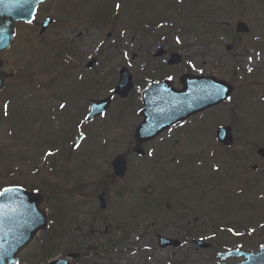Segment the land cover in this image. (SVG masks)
<instances>
[{
	"label": "rangeland",
	"instance_id": "rangeland-1",
	"mask_svg": "<svg viewBox=\"0 0 264 264\" xmlns=\"http://www.w3.org/2000/svg\"><path fill=\"white\" fill-rule=\"evenodd\" d=\"M82 1L53 0L39 7L36 22L19 23L11 49L0 53L5 61L1 69L16 73L0 91V183L3 179H10L13 183L41 187L47 196L44 205L48 213L58 209L59 219L64 218L61 223H53L59 227L51 228L52 233L55 230L60 232L61 224L63 226L58 238L60 244L51 254L45 252L51 236L48 231L26 250L20 264H47L55 257H65L70 254L67 249L71 242L72 249H76L78 244L83 248L73 257L71 264H83L84 261L85 264H219L212 250L197 252L191 244L192 238L177 250L160 247L155 230L172 237L180 231V226L183 228L188 224V227L189 220L196 225L195 234L200 233L199 229H202L200 235L204 239L215 233L222 234L226 236L223 242L228 243L235 241L227 234L228 226L242 232L244 226L259 221L257 217L252 219L256 208L250 205L253 201L260 203L257 194L264 193V160L254 153L250 142L252 145H264V103L260 101L264 100V49L255 48L256 39H264V16L260 12L264 10V4L255 6L252 0ZM117 3L121 4L119 11L115 8ZM222 6L225 10L220 9ZM47 14L53 22L44 33H40L41 23ZM160 18L163 23L157 37L153 32L143 31ZM238 21L247 22L250 32L239 35V42L235 44L231 39H234V27ZM217 24L226 25L220 27H228V32L220 28L218 34H204L205 28L214 31ZM177 37L181 41L179 44ZM228 43L235 44L234 51H226ZM159 45L170 48L172 52H180L185 61H192L194 73L198 74L197 69H203V74L230 82L234 86L233 99L221 110L193 118L190 129H186L191 130L190 134L177 137L178 142L173 147L169 144L165 148L157 147L156 152L164 150L161 151L162 165L159 167L162 171L156 178L148 179L145 174L140 176L146 165L156 163L154 154L143 160L131 155L127 177L115 186H108L110 197L107 195V206L100 209L96 189L99 184L105 188L113 180V158L133 146L134 128L139 123L136 108L115 101L105 118L96 120L95 125L82 126H86L89 137L77 149L71 147L79 134L75 125L79 118L83 120L89 99H99L110 93L121 63L132 61L136 78L140 72L137 65L148 59L150 52L152 54ZM135 54L137 57L133 58ZM91 58H95L96 63L88 69L86 66ZM236 62L241 64V69L251 67L252 75L242 78L240 72L235 76L233 65ZM171 68L177 76L185 69V63ZM164 69L166 71L168 67ZM9 102V113L5 117L4 104ZM61 103L67 107L60 109ZM32 110H36L34 117ZM232 122L233 148L239 157L234 159L231 152L227 154L225 164L234 162L232 173H227L228 165L219 166L221 152L213 146V138L218 124L231 125ZM49 151L53 155L46 156ZM174 155L181 159L180 170L172 171L176 168L170 161ZM214 164L216 166L213 167ZM255 164L259 169L254 173L252 166ZM217 165L218 170L215 169ZM189 171L197 175L200 182L190 184L188 181V187L180 183L175 185L178 183L176 178ZM174 172L176 175H171ZM212 172H216L214 177H210ZM166 175L170 179L165 178ZM208 177L212 183L206 197L202 196L205 200L188 198L190 193H199L196 188L205 186ZM167 182L174 185L181 197H185L192 210L186 211L181 206L174 208L172 203L163 202V209L157 206L154 216L138 214L140 217L135 219L124 217L132 212L125 204H120V194L125 193L121 200L125 202L126 199L131 205L142 207L140 212H143L149 208V202L155 201L154 197L160 200L161 196L168 195L167 189L161 192ZM249 182L252 189L247 195L235 193L241 185ZM146 183H151L153 197L146 195L149 192ZM223 194L234 196V206L227 213H224L225 208L217 210L211 203L214 199H223ZM203 205L206 207L202 208ZM211 210L215 211L213 219L204 212ZM255 213L264 217L261 208ZM126 220L130 235L121 247L107 253L100 250L99 259L93 258L94 252H85V247H103L109 240H118L121 236L118 225L125 224ZM136 223L140 226L135 228ZM220 230L224 233L218 232ZM132 249L140 251L129 254L128 250Z\"/></svg>",
	"mask_w": 264,
	"mask_h": 264
},
{
	"label": "water",
	"instance_id": "water-1",
	"mask_svg": "<svg viewBox=\"0 0 264 264\" xmlns=\"http://www.w3.org/2000/svg\"><path fill=\"white\" fill-rule=\"evenodd\" d=\"M44 0H3L0 2V50H5L10 46V42L14 36L15 21L24 20L30 21L33 12L39 2ZM32 4V5H31ZM44 26L43 30L45 29ZM237 31H247L246 24H239ZM7 75L0 72V89L4 86V80ZM192 88L190 94L194 97L193 107H208L219 102L220 93L212 88L199 89V80H191ZM130 88L129 79L122 78L116 92L125 97ZM218 98V99H217ZM109 104V99L105 102V106ZM163 102H159L154 91H149L146 94V121L137 130V133L142 135L144 132L156 127L155 131H160L166 125V119L157 120V116L163 110ZM104 105L93 104L92 115L101 113ZM100 108V109H99ZM229 130L220 128L218 137L221 140L230 139ZM260 154H264V150H259ZM121 158H116L114 167L116 173L120 175L124 173V162ZM44 196L26 192L22 189H15L12 192L6 193L0 198V206L10 203L7 208L11 210V214H6L4 211L0 214V264H17L21 252L33 241L38 234V231H46L47 216L45 210L42 209ZM17 202L19 204H16ZM16 209L18 211L16 212ZM162 247L168 245H176V240H168L160 237ZM50 264H67L66 261L56 260Z\"/></svg>",
	"mask_w": 264,
	"mask_h": 264
},
{
	"label": "flooded vegetation",
	"instance_id": "flooded-vegetation-1",
	"mask_svg": "<svg viewBox=\"0 0 264 264\" xmlns=\"http://www.w3.org/2000/svg\"><path fill=\"white\" fill-rule=\"evenodd\" d=\"M166 55H167V53H166ZM179 80H180L179 79V76H177V79L175 81H173V84L175 82L176 83L178 82L177 85L174 84L175 87H179L180 86V81ZM189 121L190 120H187V123ZM184 126H185V124L184 125H181V127L175 132L176 138L173 139V142H175V143L178 142L177 137H179V136H182L184 134L188 135V131L185 130ZM152 142L153 141H146V142L142 143V146H148ZM135 144H136V142L134 140L133 146ZM220 148H221L222 151H224L227 154L231 152V155H233V153H234L233 146H231V147L220 146ZM112 178H113V180L111 181L112 183L117 181V179H115L114 177H112ZM107 232H108V230H107ZM260 238H264V235H242V236H235L232 239V240H235V241H234V244L231 246V248H238V249L243 250V251H246V252H249V251L257 252L258 249H259V247H261L263 245L262 242L264 243V239H262L259 242H257V240H259ZM210 247H211V245H210ZM243 259H244L243 257H240L238 259H231V260L228 261V263L229 264H236V263H239V262L243 261Z\"/></svg>",
	"mask_w": 264,
	"mask_h": 264
},
{
	"label": "snow or ice",
	"instance_id": "snow-or-ice-1",
	"mask_svg": "<svg viewBox=\"0 0 264 264\" xmlns=\"http://www.w3.org/2000/svg\"><path fill=\"white\" fill-rule=\"evenodd\" d=\"M0 2H3V0H0ZM16 2L18 3L19 0H16ZM115 8L119 11V10L121 9V4H120V3H117V4L115 5ZM29 23H31V20L29 21ZM121 35H124V33H121ZM176 42H177L178 44L181 43L179 37L176 38ZM124 55L127 56V53H124ZM251 59H252V57H249V60H251ZM188 64H189L190 66L194 67V65H192L191 61H188ZM200 71H203V69H200ZM247 71H248L249 73H251V72L253 71V69H252L251 67H249V68L247 69ZM167 78H168L169 80L173 79L172 76H169V77H167ZM219 91H220V92H223L224 90H223V89H220ZM227 99H228V100H231L232 97H231V96H228ZM8 107H9V105H8L7 103H5V104H4V116H5V117L8 116ZM59 107H60L61 109H64V108L67 107V105L64 104V103H61V104L59 105ZM87 118H88V117H85V119H87ZM81 138H83V137H81ZM76 147H79V145H76ZM46 155L51 156V155H53V153H52L51 151H49V152L46 153ZM148 155H149V156H152L153 153H152V152H148ZM216 170H218V166H217V169H216ZM12 191H14V189L11 188V187H6V188H3V189H0V196H4L6 193H9V192H12ZM137 239H139V237H137ZM149 259H151V257H149Z\"/></svg>",
	"mask_w": 264,
	"mask_h": 264
},
{
	"label": "trees",
	"instance_id": "trees-1",
	"mask_svg": "<svg viewBox=\"0 0 264 264\" xmlns=\"http://www.w3.org/2000/svg\"><path fill=\"white\" fill-rule=\"evenodd\" d=\"M190 210H192V209L190 208ZM153 211H154V208L151 207V205H150L149 208L147 209V212L150 213V212H153ZM62 229H63V227H62ZM56 234H57V230L53 231L52 238H51V245H52V247H54V245H55ZM52 250H54V249L51 248L50 251H52ZM73 250H75V249H72V246H71L69 251H73Z\"/></svg>",
	"mask_w": 264,
	"mask_h": 264
}]
</instances>
